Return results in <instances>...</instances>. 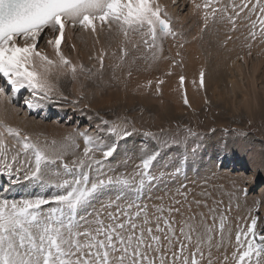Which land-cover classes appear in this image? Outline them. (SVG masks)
Instances as JSON below:
<instances>
[{
	"label": "snow or ice",
	"instance_id": "6c2138e0",
	"mask_svg": "<svg viewBox=\"0 0 264 264\" xmlns=\"http://www.w3.org/2000/svg\"><path fill=\"white\" fill-rule=\"evenodd\" d=\"M193 2L195 9H203L205 26L209 18L216 19L219 14V19H226L235 30L237 19L245 13L243 19L250 21L251 28L255 29L258 21L264 33V0H240L223 7L218 6L220 0ZM98 24L101 31L105 26L109 32L115 29L126 43L132 42L130 34H139L149 49L156 47L158 34L176 35L172 18L159 0H0V78L7 85V91L0 86V172L14 174L13 183L25 180L40 190H56L21 199L0 198V264H264V235L257 242L255 231L259 217L251 218L246 229L236 231L233 244L227 215L231 208L221 209L223 200L213 201L210 207L206 201L194 199L187 203L186 214L180 200L174 201L178 205L175 208L158 205L150 212L147 205L137 202L145 185L143 178L138 185L114 178L107 175L103 161L95 158L99 152L107 160L116 151L115 144L102 145L81 132L83 156L69 164L64 161L67 143H40L6 123L7 104L21 89L32 91L40 99H47L52 90L49 74L56 61L38 47L43 43L42 35L51 34L47 43L59 61L75 72V65L61 51L65 29L79 27L95 34ZM250 35L254 39L256 32ZM122 51L127 54L126 49ZM199 76L203 87L204 72ZM180 83H184L183 76ZM184 103H188L186 97ZM27 107L34 109L39 104L29 102ZM101 122L112 124L109 131L113 134H131L117 132L108 120ZM65 140L74 143L71 134ZM157 155L141 159L142 177L148 176ZM217 163H221L222 171L220 161L213 162V169ZM93 165L94 178L90 175ZM153 179L149 176V183ZM110 188L117 193L105 200L104 193ZM129 190L135 198L121 195ZM239 191L247 195L246 188ZM200 195L211 197L212 193ZM193 203L207 212L194 210ZM43 205L51 206L45 209ZM173 212L181 216L179 221ZM229 247L233 248L230 256Z\"/></svg>",
	"mask_w": 264,
	"mask_h": 264
},
{
	"label": "rangeland",
	"instance_id": "374dc122",
	"mask_svg": "<svg viewBox=\"0 0 264 264\" xmlns=\"http://www.w3.org/2000/svg\"><path fill=\"white\" fill-rule=\"evenodd\" d=\"M230 1L235 2L236 0H223L224 3H229ZM172 6L177 7L176 9H179L177 10L179 11V13L188 15V17L191 19L185 21L184 23L179 15L172 16L171 14H169L172 18L173 30L176 33L175 37L171 35L161 36L158 34L157 40L155 42L156 47L152 49L147 48L146 51H144V55L140 49L143 48L142 44H144L143 40L145 39V37H141L139 34H137L136 36H139V41L138 43H136L138 47L137 56L139 57L138 66H136L135 69H128L126 73L123 72V80L121 81V83L119 82L120 84L115 81L114 77H116V72L109 71L110 81L108 80V72L103 73L106 69V66L103 63L100 64V58L98 57L97 53L93 55H87L89 62H85L84 59L76 60L74 58L73 46H82L80 41L81 31H76L75 35L71 37L68 42H66L67 44L65 48L63 50L61 49L64 56L71 62L72 65H75V72H73L70 66L62 64L59 61L58 56H53L55 55V53L48 52V37L42 38L43 43L41 45H38V47H41L42 50L50 58L55 60L56 64L50 67L49 78H51L50 84L52 85V90L49 91L47 99L39 98V100L46 106L50 108L53 107V109L58 110L59 112H55V114L47 118V120H43L46 119L44 117L34 118L28 116L31 119L34 118L33 120H31L32 122L21 120L18 128L22 129L23 132L30 134L34 141L38 139L40 143H44L45 140H47L49 144L52 140H56L57 144L67 143L68 148L66 154L64 155V161L69 164H71L73 160L78 159V157L83 156L85 143L84 138L79 135V133L81 132L91 135L94 140H97V142L102 145L107 146L115 144L116 151L111 157H108L107 160H105L99 152L95 153V158L103 161L106 166L105 171L107 175H111L114 178L121 177L129 179L134 185H138L139 181L143 178L145 181V185L143 190L139 194L140 199L137 202L147 205L148 209L151 212H153L155 210V207L158 205H162L166 209L168 207L175 208L178 206L174 203L175 200L184 202L185 208L182 209V212H184L185 214L187 203L193 202L194 199H199L202 202L206 201L210 207L213 206V201L223 200L224 203L223 205H221V209L228 206H230L231 208V210L227 212V215L229 217V225L232 229L233 244L235 242L234 237L236 231L238 229H246L248 226H250L251 218L253 217H259L255 229L257 234L256 240L257 242H259L260 236L264 235V190L261 193L259 191L264 188V109L260 114L257 113L253 115L244 112L240 103L239 105L237 103V108L235 111L232 110L231 107H228L229 109L225 107L223 108L222 103H219L218 100L215 99L214 95H212V91H208L206 87H204V84L203 88L198 89L200 93H202V95H199V97H203L201 100L203 101L204 99L205 103L203 102L202 104L201 102V107L193 110L192 108H190L188 103H184L185 96L187 98L188 95L186 80L184 81L183 85H181V83L178 85L179 91L177 92V102H181V107H184L183 113L181 114L180 118L178 115H176L172 118H166L165 120H169L168 122H165V120H163L162 122V120H158L155 117L151 110L143 106L141 100L139 102L134 101L135 103H132L131 100L133 99L132 97L138 99L142 96V98H144L145 96H150L158 101L157 98H160L161 96V87L155 89V94L154 92L152 93L151 90L146 89V95L140 94L141 92L139 93L137 90L131 91L130 88H127L129 87L130 80L136 74L142 76L144 79H148V77L151 76L150 74H152L153 77L160 76L161 73L158 72L160 69L158 66H160L164 62L167 64L170 63L171 65H174V67H179L182 65V68L180 67V69L183 71V65L185 63L182 62V60H185L184 56H189V52L186 51H189L187 49L190 46V42L193 44L194 42H197L200 46H203L200 43L204 41V38L206 36H210V39H213V41H211V44H205V48L199 46L200 48L198 49V53H203L202 56H204L203 58L205 61H214L219 51L224 52L235 44L234 46H239L244 52L247 50L245 52L246 55L244 54L245 59L247 58L248 61L247 65L243 64V62L246 63V61H242L244 58L241 55L240 58L239 56L236 58L239 64H243L242 66H244V69L248 68L251 65L252 61H256L255 58H257V56H259V58L264 61V44H253L250 39L246 37L245 25L247 22L243 23L245 19L241 18L238 24V29L235 33V40L225 46L221 42L222 38L225 36L223 35V33L227 29V25H224L223 20H208L207 26H205V21L203 22L199 18V15L197 14L198 10L195 9L194 3L191 2L190 6L188 0H181L179 4H172ZM182 24L185 25V27ZM104 31L109 32L106 26ZM113 32H116V30L113 29ZM189 34L192 37L189 36ZM215 34H217L216 37ZM228 36L229 35H226V37ZM214 38H216V40ZM124 40L125 39H123V41ZM63 42L65 43V41ZM213 42L217 45V47H207L208 45H215ZM127 45H129V43H125L124 45L120 46L121 48H117L118 50H116V52H121L122 48L125 49ZM62 46L63 45L61 44V47ZM159 46L161 47L160 52H158L157 50L159 49ZM200 49L203 50L201 51ZM214 50L215 52L212 53V51ZM147 52L150 54H148ZM126 53L129 54L128 51ZM145 57L147 59H145ZM152 58L158 65L154 64L153 61H151ZM227 59L229 61H226L228 64L224 63L226 65V68H229V66L231 68L234 67V57H231V59ZM196 60L199 64V55L196 57ZM139 67L141 70L139 69ZM150 67L153 69V71H151L152 69ZM170 69L172 70V68ZM223 69H225V67ZM100 72L102 76H99ZM245 74L248 75V73ZM249 75L251 78V80L249 78L250 82H248L247 79H245L246 82H243L245 84L247 83V85L252 81V74ZM112 78H114V80H112ZM255 78L258 82L257 86L259 88V92L263 93L264 65L260 73L255 75ZM141 83L145 82L141 81ZM194 83L195 81H192V84ZM106 86L108 87L106 89H112L114 90V94L117 93L118 95H120V100L113 101L104 106L94 105L93 100L95 99L94 95L96 96V90L105 88ZM197 86L199 87V85ZM116 89H118L117 92H115ZM229 89H231V85H229ZM26 91L32 93V91L30 90L26 89ZM240 94L241 93L237 92L238 100L240 99ZM39 100L37 101V104L41 103ZM214 101L217 102L215 103ZM262 101H264L263 97ZM29 102L27 101V104ZM30 103L36 104V102ZM10 105L12 106V102ZM185 105H187L188 107ZM19 107L22 108V111H24L25 114V108L22 106ZM188 110L191 111V115H193L192 117L190 114L187 115L189 113ZM60 113H63L62 119L59 116ZM184 113L187 114L185 115ZM22 116L23 115H21L20 118ZM102 120H108L114 123L117 127V132L127 131L131 134L127 136L113 134L111 131H109L112 124L105 125L101 122ZM95 124L98 129L96 128ZM64 126L65 128L60 130V128ZM146 133H152L153 135L149 136L146 135ZM69 134L72 135L74 143L65 140V137H67ZM239 142L241 144L250 145L251 147L248 146L249 148L247 147V151L252 152L253 150H256L260 155L259 158L257 157V159H259L260 161L262 160L261 164L258 167V171L263 178L260 181L258 180L255 189L254 187L251 190L248 188L250 187V183L252 180L251 178L248 179L246 176L249 177L250 173H252V171L254 170L250 167L249 170L245 172V174H242V176L239 172L226 167H224V169L221 171V163H217L215 165V169H213V162H221L223 160V157L229 155L227 153L232 150V147H230L231 144L234 145L238 144ZM237 150L238 149H236V152L233 153L234 157L237 153ZM152 153H158V155L148 169V176L142 177L140 173L143 170L139 167L141 159ZM59 164L60 162L57 161V165ZM57 165H54L53 167H56ZM13 168H15V165H13ZM95 168L96 166L93 165L92 171L90 173L92 178L96 176ZM108 168H111V172L107 171ZM176 169H179V172H177ZM62 170L63 169H61V171ZM213 171H215V174H213ZM218 174H222V177L229 176L231 180L240 178L241 181L238 182L239 184L236 183V185H227L228 181H226L225 179L221 180L222 184L219 182L216 183L214 181V178H216V175ZM13 176L15 177V175ZM149 176L154 177L151 183H149L148 180ZM23 181L25 182V180ZM26 182L31 184L30 181ZM172 186V192H169V188ZM228 187L230 188L228 189ZM241 188H246L247 195H244L239 191V189ZM46 190L49 193L56 191L52 188H47ZM59 191H63V189H60ZM202 192H211L212 195L211 197L202 196L200 195V193ZM116 193L117 189L115 188L107 189L104 193V199H113ZM185 194L187 195L186 201ZM121 195L126 198L133 199L135 198L136 194L133 191L129 190L127 192L121 193ZM259 196L263 198H259ZM192 207L196 211L207 212V209L203 208L202 206L200 208H197L195 203L192 204ZM165 215H167V212H165ZM172 216L177 221L181 219V216L179 214H176L175 212L172 213ZM227 251L230 256L233 248L229 247Z\"/></svg>",
	"mask_w": 264,
	"mask_h": 264
},
{
	"label": "bare ground",
	"instance_id": "6f19581e",
	"mask_svg": "<svg viewBox=\"0 0 264 264\" xmlns=\"http://www.w3.org/2000/svg\"><path fill=\"white\" fill-rule=\"evenodd\" d=\"M180 2H181V0H175V3H173V0H159V3H161L164 6H166L169 14H171L172 16H174V15L178 16L179 15L181 17V19L185 23V21H187V20H189L191 18H189L188 15L179 13V11H177L179 9H176L177 7H173L172 6V4L173 5H177ZM183 21H181V22H183ZM192 24H193V22H192ZM183 26L185 27V25H183ZM98 27H99V24H98ZM76 31H81L80 32V36H81V40L80 41H81L82 46L79 47L78 45H74V58L76 60L84 59L85 62H89V60L87 58V55H89V54L93 55V54L97 53L98 57L100 58V61H99L100 64H101V60H102V63L106 66V69H105V71L103 73L108 72V80L109 81H110V79H109L110 78L109 77V74H110L109 71L116 72V77H114V78H115V81L118 84H120L121 81L123 80L122 79L123 72L126 73V71L128 69H132V68L135 69V67L138 66L139 57L137 56V51H138L137 48L138 47H137L136 43H138V41H139V36H136L137 34H130L129 38H130V40L132 42L129 43V45H127V47L125 48L126 52L127 51L129 52V54L127 53L128 55H125L124 52H122V51L119 52V53H117L118 51L116 52V50H118L117 48H121L120 46H122V45H124L126 43L125 40L123 41V39H125L123 37V35L120 34L117 31L116 32H113V31L105 32L104 30L101 31L100 28H97V32L95 34H93L91 31L82 30L79 27L74 28V29L66 28L65 29V37H64V40H63V41H65V43L64 42H63L64 44L62 43V45H63L61 47L62 50L65 48V46L67 44L66 42H68V40L71 39V37H73L75 35ZM191 35H192V33H191ZM191 35L189 34V36H191ZM216 35L217 34H215V37H216ZM50 36H51V34L49 35L48 38H50ZM193 39H195V38H193ZM214 39L216 40V38H214ZM217 39H218V36H217ZM197 40H198V38H197ZM211 41H213V39L211 40L210 36L209 37L206 36L204 38V41H202L200 43L204 47L200 46L199 43H197V42H194V44L190 42V46L187 49L189 51H186V52H189V56H184L185 60H182V62L185 63L183 65V67H184L183 71L180 69V67L182 68V65L179 66V67L178 66L174 67V65H171L170 63L167 64V63L164 62L163 64L158 66L160 68L159 71H158V72L161 73L160 76H154L153 77L152 74H150L152 77L150 76V77H148V79H144L142 76L136 74L131 80L129 78L130 82H129V87L127 89L130 88L131 91L137 90L139 93L141 92L140 94H142V95H146V92H145L146 89L151 90V92L152 93L154 92V94L156 93V90H155L156 88L161 87V89H162L160 98H157L158 101L155 98L150 97V96H148V97L145 96L144 98H142L143 97L142 96L141 98L137 97L138 99H135V97H132L134 99V100L131 99L132 103H135L134 101H138L139 102L141 100V103L143 104V106L147 107L149 110H151L152 113L155 115V117L158 120H162V122L166 118H170V117L172 118V117H174L176 115H178L179 118H180L181 114L183 113V108H184V107L183 108L181 107V102H177V98H178L177 97V95H178L177 92L179 91L178 85L180 84V77L183 76L184 77V81L187 80L186 83H187V91H188V95H187L188 104H189L190 108L195 110L196 108L201 107L200 106L201 102H202V104H203V102L205 103L204 99H203V101L201 100L203 97H199V95L200 96L202 95V93H200L199 89L203 88V87L200 86V76H199V74H200L201 71H203L204 72V84H205V85L203 84L204 87H206V89L208 91H212V95H214L215 99H217L219 103H222L223 108L224 107L225 108L231 107V109L235 111L236 108H237V103H238V105L240 103L242 105V108H243L244 112H246L248 114H253V115L257 114V113L260 114L263 111V109H264V101H262V97L264 98V91H262L263 93L259 92V88L257 86L258 82H257V79L255 78V75L260 73L261 69L263 68L264 61L261 58H259V56L256 55L257 56V58H255L256 61L255 60L252 61L251 65L248 68L244 69V66H242V65L243 64L247 65V62H248L247 58L245 59V56H244V54H245V52L247 50L244 52L239 46H234L235 44L233 46H231V48H229L228 50H225V51L223 50L224 52H222V51L221 52L219 51V53L217 52L218 54H217V56L215 55L216 58H215L214 61H205L204 58H203L204 56H202L203 53L202 54L200 52L198 53V49L200 47L205 48V44H211ZM217 41H216V43H217ZM197 45H198V48H197ZM238 45H240V44H238ZM142 46H143V48H141L140 50H141V52L144 55V53H145L144 51H146V49L148 47H146L144 44H142ZM215 46L217 47L216 44L215 45H208L207 47L214 48ZM160 49H161V47L159 46V49H157L158 52H160ZM47 50L50 53H55V50H54V48L51 45H49V49H47ZM215 50L212 51V53H214ZM228 51H229V53H228ZM147 53H146V55H147ZM148 54H150V53H148ZM198 55L200 57V60H199L200 63L199 64L197 63L198 61L196 60V57ZM240 55L244 58L242 61H246V63L243 62V64H239L237 62L238 60L236 58L238 56L240 58ZM53 56H56V54L53 55ZM231 57L232 58L234 57V60H235V61H233V63H234L233 66L234 67L231 68L229 66V68H226L225 64L227 62H229L227 58L231 59ZM145 59H147V58L145 57ZM151 61H153L154 64H157V63H155L156 61L154 62L153 58L151 59ZM141 63H143V62H141ZM149 63H150V61H149ZM140 67H139V69H140ZM224 67H225V69H223ZM170 68H172V70ZM247 69H249V70H247ZM151 71H153V69ZM245 73H248V75L245 74ZM148 74H149V72H148ZM249 74H252V81H251L250 84L247 85V83L245 84L243 82H246L245 79H247L248 82H250L249 81V78H250ZM100 75H101V72L99 73V76ZM114 75H111V76H114ZM198 77H199V79H198ZM114 78H112V80H114ZM224 78H225V80H224ZM49 79H50L49 82H51V78H49ZM101 80H102V78H101ZM161 80L163 81V83H159V81H161ZM250 80H251V78H250ZM141 81H144L145 83H141ZM192 81H195V83L192 84ZM149 82H151V83L149 84ZM196 83H197V85H199V87L196 85ZM102 85H104V84H102ZM229 85H231V89H229ZM106 88H108V87L106 86L105 88H100L99 90H96V96L94 95L95 99L93 100V104L94 105L104 106V105L109 104V103H111L113 101L120 100V98H119L120 95H118L117 93L114 94V90H112V89L110 90V89H106ZM117 90L118 89H116L115 92H117ZM98 91H99V93H98ZM185 92H186V88H185ZM237 92L241 93L240 96H239V98H240L239 100H238V97H237ZM27 93L29 94L28 100L32 99L31 102H36V104H37V100L35 101L33 92L31 93V92L28 91ZM149 95H151V94H149ZM259 95H262V96H259ZM207 97H208V95H207ZM213 100H214V98H213ZM211 101H212V99H211ZM11 102L12 101H10L7 104V115L5 117V121H6L7 124L11 125L14 128H18V125L20 124L21 120H27L28 122H32L31 120H33L34 118L31 119V118H29L27 116V113L24 114V111H22L21 107L13 106L14 105L13 102H12L13 104L11 106L10 105ZM132 103H131V105H132ZM33 104H35V103H33ZM182 104H183V101H182ZM185 106H187V105H185ZM190 110H188L189 111V113L187 112L188 114L186 113L187 115H189V114L191 115V111L192 110L191 111ZM21 115H23V116L20 118ZM59 116L62 119L63 118V113H60ZM192 116L193 115H191V117ZM186 117H189V116H186ZM195 117H196V115H195ZM184 118H185V116H184ZM174 119H176V118H174ZM168 121L165 120V122H168ZM159 125H161V124H159ZM95 126H96V124H95ZM64 128H65V126L61 127L60 130H62ZM96 128L98 129L97 126H96ZM248 146L251 147L250 145L241 144L240 142L238 144H234V145L231 144L230 147H232L231 148L232 150H230V152L227 153L229 155H226V156L223 157V160L221 162H222L224 167L230 168V169H232L234 171L239 172L241 176H242V174H245V172L247 170H249V167L254 169L252 171V173H250L249 177L246 176L248 179L251 178V180H252L251 183H250L251 184L250 187H248L251 190L253 187L255 189V186L257 185L258 180L260 181L263 178L260 175V172L258 171L259 170L258 167L261 164L262 160L260 161L259 159H257V157L259 158L260 155L257 153L256 150H253L252 152H248L247 151V147ZM236 149H238V150H237V153L235 154V157H234L233 153L236 152ZM3 172L7 173V176L9 177L10 174L7 171H3ZM253 176H255V177H253ZM222 179L223 180L225 179L226 181H228L227 185H236V183L241 181L240 178L239 179L236 178V179L231 180V178L229 176L228 177L227 176L226 177H222V174L216 175V178H214V181L216 183L217 182L221 183ZM214 186H216V185H214ZM221 186H223V185H221ZM229 188L230 187H228V189ZM263 190H264V188L259 190L260 193ZM259 198H263V197L259 196ZM254 208H255V206H254Z\"/></svg>",
	"mask_w": 264,
	"mask_h": 264
},
{
	"label": "built area",
	"instance_id": "2783aa9c",
	"mask_svg": "<svg viewBox=\"0 0 264 264\" xmlns=\"http://www.w3.org/2000/svg\"><path fill=\"white\" fill-rule=\"evenodd\" d=\"M186 186V185H185ZM190 187V186H189ZM189 187H188V190H189ZM172 189H173V186L169 188V192H172ZM108 199H112V198H107L106 200ZM97 207H99V205H97ZM149 210V209H148ZM150 211V210H149Z\"/></svg>",
	"mask_w": 264,
	"mask_h": 264
}]
</instances>
